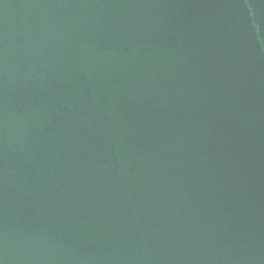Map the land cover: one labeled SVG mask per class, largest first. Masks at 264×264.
Returning <instances> with one entry per match:
<instances>
[{"label":"water","instance_id":"obj_1","mask_svg":"<svg viewBox=\"0 0 264 264\" xmlns=\"http://www.w3.org/2000/svg\"><path fill=\"white\" fill-rule=\"evenodd\" d=\"M0 264H264V0H0Z\"/></svg>","mask_w":264,"mask_h":264}]
</instances>
